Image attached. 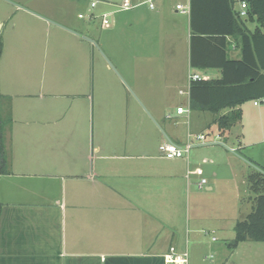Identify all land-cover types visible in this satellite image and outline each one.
<instances>
[{"label": "crops", "instance_id": "crops-1", "mask_svg": "<svg viewBox=\"0 0 264 264\" xmlns=\"http://www.w3.org/2000/svg\"><path fill=\"white\" fill-rule=\"evenodd\" d=\"M123 1L102 2L100 31L119 35L104 39L91 37L80 0H0V264H169L192 190L205 179L212 191L222 165L233 166L226 149H238V124L219 135L215 116L179 93L189 73L220 78L190 66V14L176 9L190 0H128V10ZM109 6L128 18L110 23ZM222 21L204 13L199 25ZM188 133L212 138L187 158L161 156L160 144L183 145Z\"/></svg>", "mask_w": 264, "mask_h": 264}, {"label": "trees", "instance_id": "trees-1", "mask_svg": "<svg viewBox=\"0 0 264 264\" xmlns=\"http://www.w3.org/2000/svg\"><path fill=\"white\" fill-rule=\"evenodd\" d=\"M235 3V0H190V66L219 69L220 78L191 82L189 104L191 109L215 116L213 123L219 135L240 123L242 114L236 107L264 98V0H247L246 19L238 17ZM204 13L208 17L220 13L221 27L202 28L199 21ZM248 23L255 24L253 31L247 28ZM227 38L238 44V59L228 56ZM227 109L231 111L222 115ZM248 184L254 195L253 206L243 220L236 221L234 237L227 244L230 249L246 241L264 242V173L251 172Z\"/></svg>", "mask_w": 264, "mask_h": 264}, {"label": "rangeland", "instance_id": "rangeland-1", "mask_svg": "<svg viewBox=\"0 0 264 264\" xmlns=\"http://www.w3.org/2000/svg\"><path fill=\"white\" fill-rule=\"evenodd\" d=\"M92 1L97 7L88 12ZM103 1L105 0H80L82 8L80 13L86 15L82 21L91 25V37L119 38L118 33L114 36H107L104 31H100ZM179 1L182 2V0ZM119 6L107 7L110 11H114L106 17L110 23L114 18L119 22L128 18L129 12L119 10ZM78 11L73 12L71 16L76 18ZM91 13L96 16L95 19H93L94 16L92 19L90 18ZM19 14L21 13H18L17 16L19 21L30 24L28 19L19 17ZM0 19L4 21L5 15H1ZM247 25L251 31L256 27L254 23ZM54 37V33H48L46 39L52 40ZM91 43L95 56L103 58L110 64L102 48L95 41H91ZM130 96L132 101L136 102L148 115L140 100L135 98L132 93ZM148 96L151 100L154 99L153 93ZM73 98L69 97L68 99ZM240 109L242 116L238 123V135H242V137L238 138V149L232 150L234 156L229 152V147H227L228 150L226 149L229 156V159L226 160L227 164L233 166L222 165L219 181L212 191H206L204 187L206 184L202 188L192 190L194 196L189 199L188 214L181 226L179 243L175 246L180 253L186 251L187 264H264V242L246 241L240 243L235 249H230L227 245L230 242L227 235L234 236L233 225L236 221L243 220L251 212L253 206L254 195L249 191L248 176L254 171L264 173V106L253 107L252 102H247L241 105ZM209 135L211 134L209 133ZM211 138V136L210 139L207 137L203 143H210ZM233 169L235 172H232ZM204 174L205 177H212L208 166ZM220 225H224L225 229L216 228Z\"/></svg>", "mask_w": 264, "mask_h": 264}, {"label": "built area", "instance_id": "built-area-1", "mask_svg": "<svg viewBox=\"0 0 264 264\" xmlns=\"http://www.w3.org/2000/svg\"><path fill=\"white\" fill-rule=\"evenodd\" d=\"M237 15L241 19H246L248 17L247 14V0H237ZM95 3H91V7H94ZM123 10H128L131 8L130 3L128 0H124L120 6ZM150 8H153V5H150ZM177 10H181L183 13L189 11V7H182L180 5L176 6ZM103 23L107 24V20H103ZM204 80L203 77L197 75V74H191L189 73L187 76V89L185 91H180L179 93L181 95L187 96V99H189V87L190 83L193 81H201ZM188 103V101H187ZM254 106L263 105L264 106V98L253 101ZM177 115L181 114H188L189 113V106L187 109H184L182 107H178L175 111ZM167 119L171 118L170 114H167ZM206 137L203 134L199 135H191L190 133L186 136V141L183 145H177L175 143H172L170 141H166L159 145L158 151L160 152L161 156L168 160L178 159V158H187L189 151L196 145V143H201L205 141ZM207 181L205 179H201L198 183V188H202L203 185H205ZM167 263L169 264H187V253L186 251L183 253H180L176 251V248L170 247L169 252L167 256L165 257Z\"/></svg>", "mask_w": 264, "mask_h": 264}, {"label": "water", "instance_id": "water-1", "mask_svg": "<svg viewBox=\"0 0 264 264\" xmlns=\"http://www.w3.org/2000/svg\"><path fill=\"white\" fill-rule=\"evenodd\" d=\"M261 173H263V172H261Z\"/></svg>", "mask_w": 264, "mask_h": 264}]
</instances>
